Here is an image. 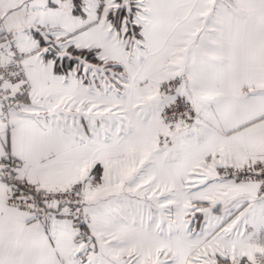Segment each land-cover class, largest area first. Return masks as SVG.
Here are the masks:
<instances>
[{"label":"snow or ice","instance_id":"6c2138e0","mask_svg":"<svg viewBox=\"0 0 264 264\" xmlns=\"http://www.w3.org/2000/svg\"><path fill=\"white\" fill-rule=\"evenodd\" d=\"M0 264H264V0H0Z\"/></svg>","mask_w":264,"mask_h":264}]
</instances>
